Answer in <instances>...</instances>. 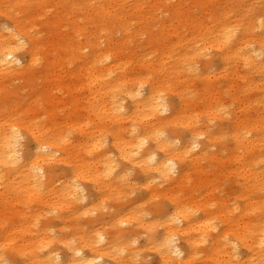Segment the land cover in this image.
<instances>
[{
	"label": "bare ground",
	"instance_id": "obj_1",
	"mask_svg": "<svg viewBox=\"0 0 264 264\" xmlns=\"http://www.w3.org/2000/svg\"><path fill=\"white\" fill-rule=\"evenodd\" d=\"M45 1L0 0V13L11 24L8 30H0V82L14 76L23 78L30 67L38 64L40 38L30 30L44 13ZM121 1L65 0V11L69 12L64 17L63 57L52 64L44 63L41 67L44 74L40 78L34 72L24 76L29 96L20 99H28L24 102L26 107L13 108L9 114L1 112V211L22 199L39 200L57 211L58 219L65 218L62 214L65 208L81 213L97 210L96 199L105 201L107 195L123 192L130 184V171L134 169L151 194H157L161 182L168 183L165 191L172 193L170 211L163 212L160 220L149 219L144 217L143 209L131 204L120 212L110 213L111 220L117 225L131 222L149 233L161 226L162 236L149 238L159 255L158 264H264V149H255L264 145V129L258 131L256 120L242 115V99L246 97L234 94L237 106L233 110L217 97L222 93L218 75L230 69L226 75L233 72L241 81L238 92L246 95L260 86L261 95L256 99H264V18L260 23L262 34L253 37L252 23L242 31L235 29L239 24L233 23L240 18L230 14L235 7L233 2L231 7L210 14V21H201L190 9L209 6L210 1L215 0H152L148 18L153 17L162 4L170 5L166 12L177 25L171 27L172 33L162 27L163 45L159 56H154L158 48L149 47L138 60L140 69L135 72L132 70L137 68L133 67L126 71L132 59L112 58L109 62L108 59L112 53L123 54L122 45L130 34L123 32L122 41L111 42L112 45L109 43L105 47L112 52H106L100 45L109 30L128 27L125 21L128 11L122 8ZM145 3V0H137L132 9L144 10ZM56 18L54 15V24L58 22ZM83 20L87 25H82ZM90 36L97 39V50L93 58L86 61L80 50L87 43L80 46L78 43L81 38L89 40ZM18 50H25L27 59L20 57ZM210 51L218 52L221 70H212L216 66ZM207 56L211 57L205 64L207 73L201 74L204 76L202 88L196 90L190 79L200 74L199 60ZM65 64H69L67 73L76 78L81 77L82 70L85 72L80 85L87 91V97L70 98L75 99L71 115L76 119L81 115L77 104L87 99L82 114L84 119H74L69 124L51 120L40 124L33 120L36 117H27L33 110V99H51L49 85L61 89L63 76H54L53 71ZM237 64L244 66V70H233ZM247 73H254L258 80L248 77ZM71 87L76 86L72 84ZM71 87L67 91L70 94L73 93ZM4 90L0 86L4 94L1 99L12 97ZM200 91L207 96L200 99ZM170 92L178 96L179 107L168 99L166 94ZM230 113L228 126L234 150L229 155H232L233 168L222 175L234 177L238 190L235 196L243 202L231 208L218 198L201 202L199 194H195L196 189L185 186L208 182L205 194L213 196L217 173L197 175L194 179L189 170L199 168V158L222 140L223 131L211 130L206 122L223 119ZM171 125L174 127L169 129ZM73 130L78 134L75 139L71 134ZM250 132L255 135L248 136ZM24 136L33 142L32 151L18 147ZM202 136L204 140H199ZM107 141L111 148H106ZM56 162L67 167L58 175L54 168H48ZM89 185L95 190L96 199L86 191ZM84 201L88 203L80 207ZM217 217L223 229L215 233ZM92 227L78 232L69 244L68 240L58 238L70 253L64 255V264H101L103 260L131 264L138 250L133 245L132 233L118 232L108 237L103 230ZM10 230L3 228L1 235L6 236L3 246H10ZM177 236L184 239L182 247L176 243ZM204 243H207L205 247H201ZM46 245L41 243V247ZM239 248L244 249L245 257ZM57 250L47 251V264H58L62 259ZM2 261L4 258L0 257V264Z\"/></svg>",
	"mask_w": 264,
	"mask_h": 264
},
{
	"label": "rangeland",
	"instance_id": "obj_2",
	"mask_svg": "<svg viewBox=\"0 0 264 264\" xmlns=\"http://www.w3.org/2000/svg\"><path fill=\"white\" fill-rule=\"evenodd\" d=\"M135 1L137 0L121 1V6L122 4L124 5L122 8L125 9V11H128L125 19L128 27H116L112 30H109L105 35L104 42H102L103 38L100 40L102 42L100 45L106 52H112L107 50L105 47L111 42L114 43L122 41L121 36L123 32L130 34V38L122 45L121 51H123V54L112 53L111 57L108 59V62L111 61L112 58H117L121 61L132 59L133 62L128 63L125 68L128 67L126 71H129L131 68L136 67V70H132L136 72L140 69L138 60L141 58L142 53L147 52L149 47H154L158 48V51L157 53L155 52L156 54L154 56H159L162 49L161 46L163 45L164 28L166 27L165 30L167 31V29H169V31L172 33L173 30L171 27L177 24L176 22H173L170 14L166 12V8L170 7V5L162 4L161 8L156 11V14H153V17L148 18V12L150 11L149 6L152 0H145L146 9L140 10L139 12L135 9H132L134 8L133 4ZM173 2L175 3V1ZM232 2L235 3V7L234 10L230 12V14L233 13L240 18L239 21L233 23L235 25L239 24L235 29L242 31L249 23H252V36H260L263 32L260 23L264 18V16H262L264 15V0H215L213 2L210 1L212 4L209 6L193 7L190 10L194 17L200 18L201 21H210V14L212 15L215 11L220 12L224 10V7H231ZM186 3L184 6H186ZM183 8L186 9L185 7ZM42 10H44V13L41 15L40 19L35 22V27L30 30L31 33L38 35L40 38L41 50L38 54V64L30 67L24 73V76L34 72L35 76L40 78V76L44 74V72L41 71V67L44 66V63L52 64V61L60 59L64 55L63 37L65 35V26L63 25H65V13L69 12V10L65 11V0H47L45 1ZM239 14L242 15L239 16ZM54 15H57L56 20L58 19V22L55 23L56 26L53 23ZM66 16L71 15L67 14ZM231 20H234V18ZM208 24H210V22ZM82 25H87V22L83 20ZM10 27V21L0 13V30L6 31ZM180 30H182V28H180ZM187 36L190 37V35ZM85 43H87L89 46L86 44V47L80 50V54H82L83 59L88 61L93 58V55L97 50L96 44L98 42L96 38L90 36L89 40L81 38L78 44L80 46ZM210 52L211 56L215 59L213 60V64L216 66L213 67L212 70H221V63L217 58L218 52ZM17 54H19L20 57L24 56L27 59L25 50H18ZM210 58V56H207L199 60L198 66L200 74L194 75L190 79V84L192 83L193 88L196 90H200L202 88V79L204 76L201 74L203 73L205 75L207 73V71H205V64ZM74 67H76V65ZM68 69L69 64H65L62 67H56L54 69V76H63V79L61 78V89H56L55 86L49 85L51 91L48 94H51V99H45V101L42 99L34 101L33 99V105L31 106L33 110L29 112L27 117H36L33 120L39 121L40 124L47 123L50 120L55 121L56 123H64L67 121L69 124L72 123V120L76 119V117L74 118V115H71L74 108V104L72 103L75 99L70 98L71 96L76 95H79L83 98L87 97V91L82 89V86L80 85L82 81H84L85 72L82 70L81 77L76 78L73 75L67 73ZM237 69L243 71L244 66L240 65L239 67L237 64L233 70ZM229 70L222 71L218 75V84L222 90V93L217 97L222 99L221 101L224 106L231 110L235 109L237 106V103L233 101L234 94L238 93V96L241 98L246 97V99H242V115L245 118L251 116L253 119H255L258 131L260 129H264V99H256L257 96L261 95V87L259 86L248 91L246 95L242 92H238L237 88L240 86L241 81L235 78L233 72L226 75ZM118 71H120V69H118ZM247 74L248 77L252 78L253 80H258V76L254 73ZM24 76L23 78L20 76H14L3 79L0 82V86L5 88L4 93L11 94L12 96L9 99H1L4 94L3 91H0V118L2 111L6 112V114H9V111L13 108L18 106L26 107L24 102L28 99H20L29 96V85L25 86ZM40 81L41 79L37 80V82L41 83ZM72 84H74L76 87H71ZM70 87L73 89L72 94L67 92L68 88ZM166 95H168V99H172V103L176 105L175 107H179V98L174 94V92H170ZM199 96L200 99H203V97L207 95L202 92L199 93ZM16 97L17 99H15ZM200 99L199 101H202ZM86 102L87 99H82V101L77 104V109L81 111V115H79L75 121L84 119L82 114H84V108L87 106ZM231 115V113L226 114L223 116V119L206 122L210 126L211 130L217 131L221 129L223 131V134L220 135L222 140L218 139L219 141L216 143V145L211 147L208 153H204L203 156L199 158V168H191L189 170L190 176L194 179H196L197 175L206 174L211 176L215 172L217 173L218 181H216V183L214 181L215 189L213 191V196L205 194L207 191V186L210 185L208 182L201 184L187 183L185 185L186 189L188 187H194L196 189L195 194H199L198 197L201 202H204L203 199L209 200L218 198L228 204L230 208L235 207L237 204L242 205L243 203L241 198H237L235 196L236 194L234 192L238 193V190L236 189L237 186L234 181V177L224 178L222 175L226 170L228 171L229 169L233 168V161L231 159L232 155H229V153L234 150L231 139L232 137L230 135V128L228 126V118ZM173 127L174 125H171L169 126V129H172ZM71 134L73 139L78 136L75 130L71 131ZM251 134L255 135L254 132H250L248 136ZM198 139L204 140V137L202 136ZM175 141L177 142V140ZM32 143L33 142L29 139V137L24 136V138H22L18 143V147L21 149L28 148L27 150L32 151ZM263 146L264 145H261L255 149L259 151L264 149ZM106 148H111L109 141L106 142ZM216 158H218V161L215 160ZM48 168H54L56 170V175L61 174L62 171L67 169V167L61 165L59 162L48 165ZM129 177L130 184L125 187L124 191L120 194L107 195L105 201L96 199L98 196L96 195L95 190L91 188L90 185L87 186L86 191L90 193L92 198L96 199V202L98 203V209L86 210L85 213H81L76 212L75 209L65 208L62 212V214L65 216L64 219L56 218L57 211L52 210L43 203H40L39 200L30 201L22 199L20 200V203L18 201L12 202L6 207L5 210L2 209L1 211L0 208V257L4 258L2 263L47 264L45 262V255L47 254V251L51 248H58L57 251L62 256V259L60 258L57 262L58 264H64V255L70 253L66 244H62L61 242L57 241L58 238L68 240L69 244V240L73 242L74 237L78 236V232L83 229L89 230L93 228L92 226L94 225L103 230L108 237H112L118 232L132 233V239H135L133 245L135 249L137 248L138 250L131 260V264H158L159 255L156 249L151 246L152 243L149 242V238L150 236H154L155 239H159L162 236L161 226H157L153 232L149 233L143 227L136 228L131 222L117 225L115 221L112 222L110 213L120 212L126 206H131V204H133L145 211V218L160 220L162 219L163 212L170 211L169 196H171L172 193H170L171 190L167 192L165 191V189L168 187V183L164 181L161 182L160 186H158V195L149 193L143 185L141 181L142 179H140L139 175L134 169H131ZM1 190L2 188L0 187V191ZM14 195L15 194L13 192L12 196ZM88 201H84V204H81L80 207H84ZM214 221H216V228L214 229V232H220L223 229L222 221L218 217L215 218ZM3 228L11 229L8 232L9 239H12L10 246H3V240L6 237L1 235ZM175 240L176 243L181 247L184 245V239L182 237L177 236ZM42 242L47 243V245L41 247ZM206 244L207 243H204L201 245V247H205ZM243 250L244 249L239 248L240 253H242ZM241 255L242 257H245L243 253ZM233 263L234 262H231L229 264ZM101 264H113V262L111 260H103Z\"/></svg>",
	"mask_w": 264,
	"mask_h": 264
}]
</instances>
